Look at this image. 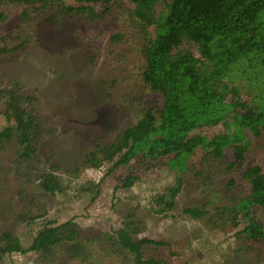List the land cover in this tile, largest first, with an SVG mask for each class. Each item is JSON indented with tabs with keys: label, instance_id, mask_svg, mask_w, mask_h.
<instances>
[{
	"label": "rangeland",
	"instance_id": "rangeland-1",
	"mask_svg": "<svg viewBox=\"0 0 264 264\" xmlns=\"http://www.w3.org/2000/svg\"><path fill=\"white\" fill-rule=\"evenodd\" d=\"M134 7L132 0H123L107 13L98 6L87 15L68 17L50 6L25 19L23 7L0 4V40L11 47L25 43L17 55L0 61V96L33 97L27 104L43 125L38 155L29 162H20L8 145L0 149V181L10 199L17 201L14 215L24 213L22 220L14 215L0 217V235L10 232L29 247L41 231L74 219L83 236L103 243L106 235L123 226L128 213H135L142 229L138 238L166 241L167 247L153 253L170 264H264V247L249 248L237 237L247 218L240 214L236 228L230 211L247 197L243 173L257 163L264 166V137L256 139L247 133L252 146L243 158L232 148L218 162L196 157L190 161L195 167L186 174L165 165L151 168L131 189L123 187L128 167L105 177L112 162H103L100 169L83 164L95 146L113 142L128 126L132 102L137 109H147L156 100L133 98L143 90L141 61L150 34L133 16ZM249 74L255 73L243 64L233 71L242 78ZM257 90L260 93L262 85ZM259 93L242 89L239 97L227 98L237 103L236 111L244 118L256 111ZM226 121L235 123V115ZM6 124L0 114V129ZM229 131L220 123L198 132L213 139ZM138 161H132L134 170ZM46 173L57 176L63 194L44 197L41 185ZM181 176L184 184L175 208L165 209L159 200L169 195ZM101 181L100 196L92 202L95 193L83 188ZM25 194L44 201L33 215H45L34 222L20 200ZM195 207H206L209 215L198 220L186 212ZM252 214L264 225V209L256 207ZM209 218H220L219 225L210 227ZM37 260L36 253H14L0 264H37Z\"/></svg>",
	"mask_w": 264,
	"mask_h": 264
},
{
	"label": "trees",
	"instance_id": "trees-1",
	"mask_svg": "<svg viewBox=\"0 0 264 264\" xmlns=\"http://www.w3.org/2000/svg\"><path fill=\"white\" fill-rule=\"evenodd\" d=\"M122 1L0 0V4L23 7L22 17L28 19L32 12L50 6L58 7L68 17L87 15L95 12L98 6L107 13ZM132 1L135 4L133 16L150 33L141 61L140 85L143 90L133 98L156 100L147 109H137L132 102L127 114L131 119L126 123L128 126L113 142L95 146L83 164L100 169L103 162H112L110 173L105 177L128 167L123 187L131 189L142 181L146 171L158 166H169L186 174L195 167L190 161L196 157L202 155L201 160L218 162L226 157V149L231 148L243 158L252 146L247 133L256 139L264 137V0ZM24 46L25 43H20L11 47L1 39L0 61L14 57ZM257 59L258 64L255 63ZM239 64L253 69L255 74L246 78L234 76L233 71ZM243 80L245 83L241 82ZM261 85L259 93L257 89ZM242 89L259 93L256 111L244 118L236 111L237 103L227 98L231 94L239 97ZM31 100V96L13 93L0 96V114L7 123L0 129V149L8 145L24 163L37 157L36 145L43 127L38 113L27 104ZM233 114L235 123H228L226 119ZM220 123L231 131L222 132L213 139L198 132ZM134 159H139L136 170L131 165ZM197 174L204 177L201 171ZM42 180L44 197L65 192L53 173L44 174ZM242 182L247 185L248 194L230 210L233 213L231 220L237 228L238 216L246 217L247 225L237 237L249 248L264 247V225L252 214L256 207L264 209V166L258 163L250 166L243 173ZM101 183L90 182L83 188L95 193L92 202L100 196ZM183 184L181 176L177 185L169 189V195L160 198L165 209L175 208ZM234 184L231 179L229 187L233 188ZM20 200L31 214V221L45 215H33L44 203L40 197L25 194ZM16 202L10 199L0 181V217L4 214L13 216ZM186 212L198 220L209 215L206 207H195ZM23 215L17 213L12 218L22 220ZM135 216V213H128L123 226L114 234L106 235L103 243L83 236L74 219L41 231L29 247L23 245L20 237L4 232L0 235V263L14 253H36L37 264H59L61 261L73 264H170L153 253L169 244L163 240L138 238L142 229ZM219 219L209 218L206 222L213 228L219 225Z\"/></svg>",
	"mask_w": 264,
	"mask_h": 264
}]
</instances>
